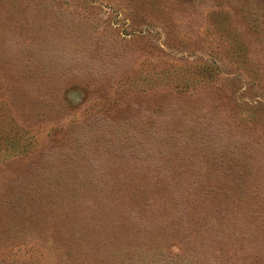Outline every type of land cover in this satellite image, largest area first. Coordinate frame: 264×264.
<instances>
[{
	"label": "rangeland",
	"instance_id": "1",
	"mask_svg": "<svg viewBox=\"0 0 264 264\" xmlns=\"http://www.w3.org/2000/svg\"><path fill=\"white\" fill-rule=\"evenodd\" d=\"M0 264H264V0H0Z\"/></svg>",
	"mask_w": 264,
	"mask_h": 264
}]
</instances>
